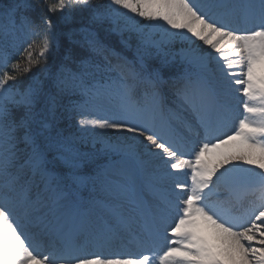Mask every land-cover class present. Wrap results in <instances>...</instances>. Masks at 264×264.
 <instances>
[{
  "label": "snow or ice",
  "instance_id": "snow-or-ice-1",
  "mask_svg": "<svg viewBox=\"0 0 264 264\" xmlns=\"http://www.w3.org/2000/svg\"><path fill=\"white\" fill-rule=\"evenodd\" d=\"M69 7L128 33L132 58L92 32L89 56L54 70L52 19L0 0L27 38L23 68L0 49V264H264V0L42 6ZM97 102L119 115L88 118ZM73 112L81 130L131 135L82 151L61 127ZM129 238L135 253L112 250Z\"/></svg>",
  "mask_w": 264,
  "mask_h": 264
},
{
  "label": "trees",
  "instance_id": "trees-1",
  "mask_svg": "<svg viewBox=\"0 0 264 264\" xmlns=\"http://www.w3.org/2000/svg\"><path fill=\"white\" fill-rule=\"evenodd\" d=\"M107 1L108 0H95V7L98 9H103L107 7ZM8 2H10V0H5V3ZM28 2L33 6V10L30 12V15L37 23H40L42 16H49L55 25L58 43L48 57L49 65L54 70L61 63L65 62V56L72 57V61L67 63H69V66L73 69H75L76 62L87 58L89 56V52L87 51L86 47H82L81 45L83 44L85 37L92 32H95L98 36H100L104 42L116 52L127 56L129 59L132 58V50L125 48L121 43V40L122 38L124 39V37H122L121 34H117L112 31L110 22H93L91 19V9L69 7L62 13H48L46 9L42 8V6L55 3L56 0H28ZM125 34L128 38L127 33H123V36ZM36 39L39 43V38ZM26 40L27 38L25 36L19 33H12V62L20 60L21 68L24 67V61L20 53L23 51ZM130 43L134 48L136 40L133 38ZM113 62H115V60H113ZM168 74L169 73L166 71V77ZM36 75H39V70L33 68L31 73L21 75L18 78V83L26 84ZM65 103H69V100L65 99ZM61 127L69 131H75L74 116L71 118L66 116L61 122ZM78 146L82 151L86 152H92L96 149H99V147H95L94 149L89 145L78 144Z\"/></svg>",
  "mask_w": 264,
  "mask_h": 264
},
{
  "label": "rangeland",
  "instance_id": "rangeland-1",
  "mask_svg": "<svg viewBox=\"0 0 264 264\" xmlns=\"http://www.w3.org/2000/svg\"><path fill=\"white\" fill-rule=\"evenodd\" d=\"M137 19H139L137 17ZM142 24L147 25L148 22L146 21H141ZM2 25V22H0V27ZM112 28L113 25L111 24ZM165 27H167L165 25ZM145 32L149 31V29L147 27H145ZM118 33V32H117ZM126 33V32H125ZM128 34V33H127ZM124 39H127L126 34L123 36ZM196 44L201 45L202 47H204L201 42L196 41ZM177 47H179V44H177ZM209 51H211L209 49ZM213 55L215 56V53H213ZM238 95V94H237ZM81 100V98L79 97L78 102ZM86 112L90 113L88 118H98V117H103V118H113L119 115V113L117 112L116 108L114 107V104H109L108 102H97L95 104H90L88 106H86L85 109ZM75 117L76 118V128L75 131H69L67 129H64L65 135H70V136H74L75 138H77V143L78 144H82V145H89L91 147H93V142L94 140L97 141L95 146L97 147H101L102 145L98 142L99 140L103 139V140H108L110 142H114L116 141L117 137H121V136H130L131 134L129 133H121V132H117L115 130H111V129H105V130H101L99 128H89L87 131L81 130L78 121L81 118L77 112H73L71 114V117ZM234 129H229L227 130L226 134H231V131ZM99 134V135H96ZM202 138V137H201ZM196 142H197V146L200 142V138H195ZM185 172H187V170H185ZM177 179L180 182H184L187 180V175H185L184 173H178L177 174ZM245 206H247V202H245ZM131 238L129 239H125L123 241L124 242H128ZM133 244H135L133 242ZM136 245V244H135ZM121 246V242L117 241L114 245H113V251H124L125 249L120 248ZM89 251H92L93 249L89 248ZM130 250L132 251H137V248L134 246L130 247Z\"/></svg>",
  "mask_w": 264,
  "mask_h": 264
},
{
  "label": "bare ground",
  "instance_id": "bare-ground-1",
  "mask_svg": "<svg viewBox=\"0 0 264 264\" xmlns=\"http://www.w3.org/2000/svg\"><path fill=\"white\" fill-rule=\"evenodd\" d=\"M131 241V239L128 241V242H124L123 243V247H121L120 246V248H123V249H125V250H127V251H130V247L131 246H134V247H136V245L135 244H133V242H130ZM137 248V247H136ZM113 250H115V249H113ZM132 252V251H131ZM136 252V251H135ZM135 252H133V253H135Z\"/></svg>",
  "mask_w": 264,
  "mask_h": 264
}]
</instances>
